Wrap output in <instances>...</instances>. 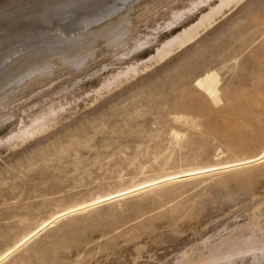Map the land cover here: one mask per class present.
<instances>
[{"label":"rangeland","instance_id":"obj_1","mask_svg":"<svg viewBox=\"0 0 264 264\" xmlns=\"http://www.w3.org/2000/svg\"><path fill=\"white\" fill-rule=\"evenodd\" d=\"M196 1L122 5L110 20L129 17L132 35L125 47L100 45L80 70L58 63L0 114V256L69 207L264 148V132L247 137L246 123L264 103V0L226 10L193 43L160 64L150 61L173 35L209 12L205 5L166 29ZM75 6L32 23L57 36V28L79 20L83 9ZM31 17H13L10 26L30 25ZM0 22L3 28L6 20ZM133 64L140 66L138 76L103 87ZM146 64L150 68L143 69ZM211 71L221 77L220 105L196 85ZM59 107L65 109L46 133L25 143L8 141L41 112ZM92 209L63 218L1 264H214L213 250H228L229 239L264 240V163L165 184ZM243 254L229 255L230 264H253V252ZM222 258L215 262L224 264Z\"/></svg>","mask_w":264,"mask_h":264},{"label":"bare ground","instance_id":"obj_2","mask_svg":"<svg viewBox=\"0 0 264 264\" xmlns=\"http://www.w3.org/2000/svg\"><path fill=\"white\" fill-rule=\"evenodd\" d=\"M134 1L135 0H0V20H6L5 26L0 28V114H3L4 111L9 109L10 105L16 101L13 98L18 97L27 90H30V88L36 83L38 85V80H40V77L43 76L44 73L56 67L58 63L65 66H74L75 69L80 70V68L85 65L86 60H88L87 57L93 56L95 50L98 49L100 45L106 44L113 49L119 46L125 47L127 40L132 35L129 17L123 15L124 17H121L119 20L118 18H116L117 20L115 21L110 19L119 13L122 5H125V8L130 7ZM211 1L213 0H197L186 12H179L175 15L176 21H172L170 24H168L166 29L175 27L178 22H181L180 20L187 16V14L193 15L196 11H198L199 8L205 5H210L209 12L207 11L208 13L201 14V18L198 22L192 24L190 27H184L180 33L178 32V34L173 35V37H171L161 47H159L155 55L150 58V61H153L152 63L160 64L161 62L169 59V57H171V55H173L176 51L182 50L193 43L198 37L200 38V34L203 31L215 25L216 21L219 20L218 18L225 15L226 10L232 11V9H236L237 6H240V4H243V2L246 0H219L220 2L218 5H212V7L210 4ZM75 4H78L81 9H83V13L77 17L75 16V18H79V20L72 24L73 27H70L69 29L61 27L59 29L57 28L59 32H57V30L56 32L59 33V35L56 36L55 34L50 33V31L48 33L46 29L47 26L45 28L38 27L39 24L34 25L37 20L41 19L43 21V19L47 18L48 15H50L49 13L58 12L65 7H69L70 5L71 7L72 5L75 6ZM92 12H94V14H92ZM19 16H33L31 17V23L27 22L30 25L21 23L19 25H23L24 27L22 26L21 28H15V25L11 27L9 23L10 19ZM58 16H56V18H58ZM49 20L45 21L48 22ZM32 21H34V23H32ZM103 22H106V24L99 26ZM49 34L53 36H50ZM144 46L145 44L143 43V47ZM146 46H148L147 43ZM147 68L150 67L148 65L143 67V69ZM140 70L141 69L138 64L128 65L127 68L122 69L118 73L114 74L111 78L107 79L104 82L103 87L110 88L118 81L120 82L122 78H129L132 76V74L138 76ZM196 82L197 87L202 92H204L214 104H219L222 101L221 77L219 73L216 71L208 72L202 77L198 78ZM103 89L104 88L101 87L100 91ZM97 92H99V89ZM59 108H50L48 111L46 110L43 113L41 112L38 117H34L35 119H32L30 125L28 124L23 128L21 127L22 129H19L20 131L18 133H15L9 137L8 141L12 143L13 140L17 139V141L19 140L20 142L25 143L31 139H36L37 136L50 129V126L56 122V114L61 112V108L62 110L65 109V107ZM255 114L256 115L254 118H252V120H246V123L248 124L247 126L249 128H247V137H253L254 135L264 132V103L259 108L257 107ZM15 143L17 146V142ZM261 163H264V148L255 156L244 159L242 158L235 161H228L223 164L217 163V165L201 168L199 167L184 171L182 170L163 178L149 180L134 185L128 189L115 191L105 196L92 199L91 201L74 205L56 215H53L48 220L41 223V225L36 230L26 235L14 247L7 249V251L0 256V264L4 260L8 259L28 241L38 236L42 231L55 226L56 223L69 215L79 214L104 204L114 203L165 184L191 181L204 176L212 175L213 173H226L251 165H259ZM260 238L258 241L253 240L250 243H248L246 239H243L244 241L242 242L239 241L242 239H238L239 243H237L238 241L234 238L235 242L237 241L236 243L239 244V248H236L237 244H234L233 247H229L234 242L233 241L231 244V239H229L230 245L228 243V248L230 250L225 248L226 251H224V247L223 251L218 249L217 251L213 250L215 253H212L211 251L213 255L209 257L214 261V264L216 263L215 261L220 257H224V259L222 258V261H225L224 264H230L233 261L231 260L232 257L229 258V255L233 256L236 254L239 256L240 253L249 255L253 252V264H264V240H260ZM249 241H251V239ZM223 242L225 241L223 240ZM243 242L244 247H241L240 243ZM216 247L219 248V246ZM213 249H216L215 246ZM213 261L210 262L213 263ZM202 262L203 260L201 263Z\"/></svg>","mask_w":264,"mask_h":264}]
</instances>
